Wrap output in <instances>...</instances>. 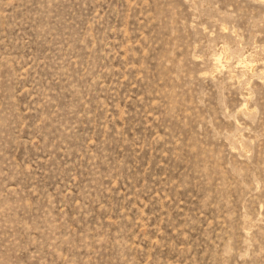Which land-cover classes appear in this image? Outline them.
Listing matches in <instances>:
<instances>
[{"label":"rangeland","instance_id":"1","mask_svg":"<svg viewBox=\"0 0 264 264\" xmlns=\"http://www.w3.org/2000/svg\"><path fill=\"white\" fill-rule=\"evenodd\" d=\"M0 264H264V0H0Z\"/></svg>","mask_w":264,"mask_h":264}]
</instances>
